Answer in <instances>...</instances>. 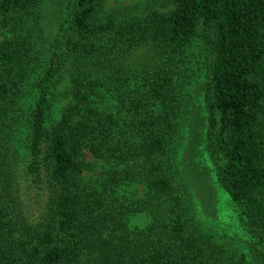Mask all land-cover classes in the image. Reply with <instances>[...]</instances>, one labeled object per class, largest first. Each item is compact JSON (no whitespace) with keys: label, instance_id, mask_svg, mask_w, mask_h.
Masks as SVG:
<instances>
[{"label":"trees","instance_id":"16d2710c","mask_svg":"<svg viewBox=\"0 0 264 264\" xmlns=\"http://www.w3.org/2000/svg\"><path fill=\"white\" fill-rule=\"evenodd\" d=\"M105 0H71L58 28L54 54L38 80L26 116V171L55 194L50 216L36 228L20 222L2 173L4 143L23 84L39 56L33 32L42 0H0V264H251L228 254L191 225L187 203L171 178L166 152L176 131L175 83L193 39L204 48L203 102L206 152L217 183L264 248V0H171L165 11L111 12ZM138 45H151L160 65L151 68L116 109L96 103L108 65ZM59 55L88 63L72 78L71 100L46 127L48 92ZM126 79L119 80L120 84ZM121 165L100 187L81 181L85 153ZM138 177L142 197L118 196L115 187ZM138 211L150 223L132 230Z\"/></svg>","mask_w":264,"mask_h":264},{"label":"rangeland","instance_id":"374dc122","mask_svg":"<svg viewBox=\"0 0 264 264\" xmlns=\"http://www.w3.org/2000/svg\"><path fill=\"white\" fill-rule=\"evenodd\" d=\"M71 0H42L32 30L40 27L39 56L26 79L18 98V110L13 126L4 143L2 173L7 184L8 198L15 205L20 222L28 228H36L51 212L55 194L54 186L47 177L35 184L26 171L28 152L26 146V116L38 94V80L42 77L54 54H60L61 45L57 30L66 22L68 4ZM171 0H105L100 16L116 12L125 15H143L150 10L165 11L171 8ZM1 38V36H0ZM204 48L198 39H193L185 50L175 83L176 131L166 152L171 178L177 191H181L187 203L191 225L197 226L205 237L214 240L228 254L243 255L251 264H264V248L257 244L241 221L238 207L217 183L214 166L206 152L207 114L203 102L205 68ZM62 63L52 78L48 92L46 127L50 128L60 118L65 106L72 98L70 85L82 67L88 63L73 56L59 55ZM160 65V58L150 45H138L123 58L104 68L98 77L99 86L96 103L115 110L126 94L137 85H142L146 72ZM124 80L120 84L119 80ZM81 181L86 185L100 187L107 173L121 165L85 153ZM123 168V167H121ZM120 168V169H121ZM118 196L138 198L146 193L145 184L137 177L115 187ZM151 215L138 211L126 218L127 226L139 230L147 226Z\"/></svg>","mask_w":264,"mask_h":264}]
</instances>
